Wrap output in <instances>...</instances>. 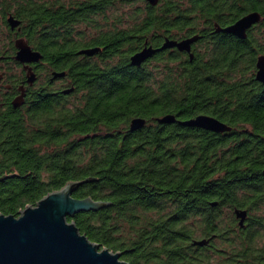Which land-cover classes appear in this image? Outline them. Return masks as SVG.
Wrapping results in <instances>:
<instances>
[{"label":"trees","instance_id":"trees-1","mask_svg":"<svg viewBox=\"0 0 264 264\" xmlns=\"http://www.w3.org/2000/svg\"><path fill=\"white\" fill-rule=\"evenodd\" d=\"M253 11L246 37L217 31ZM195 35L192 57L173 47L131 63ZM18 38L42 54L30 64L42 84L15 59ZM263 54L264 0H0V213L85 180L74 196L110 204L68 219L129 264H264ZM201 114L232 128L187 123Z\"/></svg>","mask_w":264,"mask_h":264},{"label":"water","instance_id":"water-1","mask_svg":"<svg viewBox=\"0 0 264 264\" xmlns=\"http://www.w3.org/2000/svg\"><path fill=\"white\" fill-rule=\"evenodd\" d=\"M156 5L159 0H147ZM262 18L261 13L253 11L239 18L232 25L217 27V31L232 33L238 37H246L247 31ZM9 23L14 29L21 21L9 17ZM198 35L183 39L181 41L169 40L158 48L145 47L142 51L131 57L133 65H141L144 60L159 50L177 47L181 51H187L193 56L192 44L198 39ZM18 48L15 59L25 65L28 69L27 81L30 84L36 80V74L31 63L38 62L42 54L34 50L24 38L16 40ZM100 50L99 47L80 50L79 53L94 54ZM65 72H55L54 77L63 76ZM2 75H0V81ZM256 79L264 85V54L257 61ZM23 89V88H22ZM72 89H66L70 92ZM24 93L13 101L15 106L22 104ZM160 122H171L176 120L174 114H166L159 117ZM146 123L143 118H134L132 127H140ZM205 129L224 132L231 130V126L218 118L201 114L187 121ZM85 180H70L61 188L49 192L35 205H27L21 209L18 215L0 213V264H91L90 250L95 249L96 255L107 258L108 264H129L121 258L122 252L113 251L108 247L92 241L83 234L77 224L68 217L76 213L99 210L110 203L104 200H95L91 196L76 197L74 193L80 188ZM241 224L244 223L247 211L237 210ZM207 240H199L195 243L203 245Z\"/></svg>","mask_w":264,"mask_h":264},{"label":"flooded vegetation","instance_id":"flooded-vegetation-1","mask_svg":"<svg viewBox=\"0 0 264 264\" xmlns=\"http://www.w3.org/2000/svg\"><path fill=\"white\" fill-rule=\"evenodd\" d=\"M193 45H194V43L192 44V48L194 47ZM35 72H36V83H41L42 84L43 81L45 80V76L47 75V73H45V72L43 73L42 71H38L37 69H36ZM49 82L54 84V86H55L54 87V89H55L54 91H57V90L60 91L61 90V87L65 88V83L62 82V78H59L58 77L56 79H53L52 77H50ZM23 84H24V89L22 91L25 92V90H26L25 86L27 85L26 82H25V80L22 81L21 85H23ZM18 90H19V93H17L16 96H18V95H20L22 93V91L20 90V88Z\"/></svg>","mask_w":264,"mask_h":264},{"label":"snow or ice","instance_id":"snow-or-ice-1","mask_svg":"<svg viewBox=\"0 0 264 264\" xmlns=\"http://www.w3.org/2000/svg\"><path fill=\"white\" fill-rule=\"evenodd\" d=\"M95 252V249L90 250L91 264H108V260L105 256L96 255Z\"/></svg>","mask_w":264,"mask_h":264},{"label":"rangeland","instance_id":"rangeland-1","mask_svg":"<svg viewBox=\"0 0 264 264\" xmlns=\"http://www.w3.org/2000/svg\"><path fill=\"white\" fill-rule=\"evenodd\" d=\"M5 66V67H4ZM3 67L5 68V70L7 69V66L6 65H4ZM13 66V65H12ZM13 69H14V71H13V73H18V71L20 70V67H17L16 65H14L13 66ZM2 81H3V77H2V79H1ZM6 81H4V82H1L0 84H3V83H5Z\"/></svg>","mask_w":264,"mask_h":264}]
</instances>
